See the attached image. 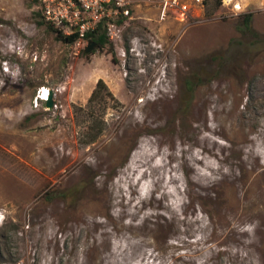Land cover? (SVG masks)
<instances>
[{
	"label": "rangeland",
	"instance_id": "obj_1",
	"mask_svg": "<svg viewBox=\"0 0 264 264\" xmlns=\"http://www.w3.org/2000/svg\"><path fill=\"white\" fill-rule=\"evenodd\" d=\"M242 1L188 24L136 1L86 52L0 0V264H264V8Z\"/></svg>",
	"mask_w": 264,
	"mask_h": 264
},
{
	"label": "built area",
	"instance_id": "obj_2",
	"mask_svg": "<svg viewBox=\"0 0 264 264\" xmlns=\"http://www.w3.org/2000/svg\"><path fill=\"white\" fill-rule=\"evenodd\" d=\"M136 1L157 3L161 17H172L181 23L200 22L205 18L211 0H39L40 13L46 24L65 36L75 35L73 43L87 42V35L103 25L112 36L118 22L130 16ZM264 8V0H260ZM242 0H220V7L231 14L246 10ZM43 96V95H42Z\"/></svg>",
	"mask_w": 264,
	"mask_h": 264
},
{
	"label": "trees",
	"instance_id": "obj_3",
	"mask_svg": "<svg viewBox=\"0 0 264 264\" xmlns=\"http://www.w3.org/2000/svg\"><path fill=\"white\" fill-rule=\"evenodd\" d=\"M215 1H216L217 5H220V0H215ZM243 20L245 22V27H247V29L249 31H252V28H251L252 13H244L243 14ZM121 22H122V20H121ZM49 27L51 30L57 32L58 36L61 37L62 39H64L68 43H73L76 40L75 35L65 36L60 31L55 29L53 26L49 25ZM87 40L88 41H95L98 44V48H100V49L106 47L108 44L111 45V40L108 36L107 29L103 25H100L96 31L88 33ZM102 86H104V88H107L105 81L102 78H100L97 82V87L92 92V95L90 97V101H93L99 97V95H100V91H99L100 88L99 87H102ZM100 132L101 131H98L97 134L95 136H93V139L95 137H97L100 134Z\"/></svg>",
	"mask_w": 264,
	"mask_h": 264
},
{
	"label": "bare ground",
	"instance_id": "obj_4",
	"mask_svg": "<svg viewBox=\"0 0 264 264\" xmlns=\"http://www.w3.org/2000/svg\"><path fill=\"white\" fill-rule=\"evenodd\" d=\"M46 96L45 97H43L42 99H44V100H46V99H48V91H46ZM146 164H143V166H145ZM155 167V166H154ZM138 169V168H137ZM137 171V170H136ZM139 171V170H138ZM137 171V172H138ZM156 173V168H154L153 170L150 168V169H145V171H144V173H143V176L144 175H148V176H150V177H153V174H155ZM156 177V176H155ZM152 184V183H151ZM157 184V183H156ZM157 187H158V185H157ZM131 188V187H130ZM150 194V193H149ZM260 199V198H259ZM259 203H260V209H261V212H262V218H264V198H261L260 199V201H259ZM259 211V210H258ZM258 215V214H257ZM183 221V220H182ZM264 221V220H263ZM260 222V221H259ZM190 223V222H189ZM189 223H187V224H189ZM193 223V222H192ZM192 225V228H194L193 227V224H191ZM189 226H190V224H189ZM201 227V226H200ZM205 227H207L208 228V226H205ZM192 228H190L191 229V231H192ZM203 228V227H202ZM202 230H204V229H202ZM241 230V229H240ZM250 230V229H249ZM189 231V230H188ZM191 231H189V232H191ZM216 231V230H215ZM246 232V231H245ZM192 233V232H191ZM195 233V232H194ZM193 235V234H192ZM188 262V261H187Z\"/></svg>",
	"mask_w": 264,
	"mask_h": 264
},
{
	"label": "water",
	"instance_id": "obj_5",
	"mask_svg": "<svg viewBox=\"0 0 264 264\" xmlns=\"http://www.w3.org/2000/svg\"><path fill=\"white\" fill-rule=\"evenodd\" d=\"M88 43H89V45L87 46V48L85 50L86 52H92L93 50L98 48V44L95 41H89ZM48 105L49 106L52 105V101L51 100H49Z\"/></svg>",
	"mask_w": 264,
	"mask_h": 264
},
{
	"label": "clouds",
	"instance_id": "obj_6",
	"mask_svg": "<svg viewBox=\"0 0 264 264\" xmlns=\"http://www.w3.org/2000/svg\"><path fill=\"white\" fill-rule=\"evenodd\" d=\"M45 94H46V93H44V95H43V96H42V95H40V98L42 99L43 97H45Z\"/></svg>",
	"mask_w": 264,
	"mask_h": 264
}]
</instances>
